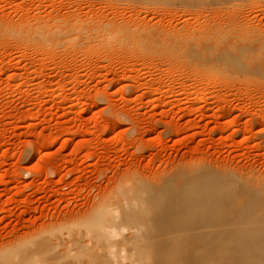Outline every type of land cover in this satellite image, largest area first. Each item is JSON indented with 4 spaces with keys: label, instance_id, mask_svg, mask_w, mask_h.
Instances as JSON below:
<instances>
[{
    "label": "rangeland",
    "instance_id": "374dc122",
    "mask_svg": "<svg viewBox=\"0 0 264 264\" xmlns=\"http://www.w3.org/2000/svg\"><path fill=\"white\" fill-rule=\"evenodd\" d=\"M189 177L200 196L176 192ZM220 178L243 196L224 229L205 208ZM131 184L179 217L158 261L225 264L222 240L226 264H264V0H0V243L18 244L0 264ZM157 206L135 223L157 226ZM48 255L26 264L81 259Z\"/></svg>",
    "mask_w": 264,
    "mask_h": 264
},
{
    "label": "bare ground",
    "instance_id": "6f19581e",
    "mask_svg": "<svg viewBox=\"0 0 264 264\" xmlns=\"http://www.w3.org/2000/svg\"><path fill=\"white\" fill-rule=\"evenodd\" d=\"M227 183L225 178L217 179L216 181L209 182V190L207 192V201L205 208L210 217L220 220L217 224V228L224 229L228 227L222 224L225 214L228 212L227 208L236 209L239 207V203L242 201L243 196L240 192L229 193L226 188ZM176 192H182L184 195L200 196L202 188H199L196 179L186 178L179 188H176ZM260 193L261 190H255ZM132 192V193H131ZM145 189L140 190L139 187L132 186V184L118 194L123 200L115 202L113 196L103 195L98 200L93 201L89 206L81 212L73 214L70 219H76L80 223V227L75 232H69L64 237H57L55 239L39 240L37 238L38 232H51L54 226L58 224L47 221L45 226L39 230L32 231V248H28L22 244L20 256V262L26 264V261L31 260L38 254H44L49 252L48 258H62L64 255H70L72 251H75L77 255L81 256L78 263L75 264H143V262L149 259L153 260L150 264H166L158 261L155 258V251L153 245L159 240H167L169 236L168 222H174L175 219H179L176 214H172L173 204L166 201L165 193H160L152 197L143 196ZM212 199L219 201L217 204L212 202ZM159 202H156V201ZM126 203V205H125ZM159 204V207L157 206ZM120 206L127 207L125 211L118 212ZM157 206L158 223L157 226L142 219L140 223H135L134 218L136 216H143L147 211ZM137 207V212L133 208ZM116 209V210H115ZM116 213H120V219L115 220ZM149 224L150 227L145 231H134L124 234L122 229L124 227L138 228L142 225ZM203 230L211 228L205 222L201 225ZM210 230V229H209ZM120 236V237H118ZM28 238V237H27ZM226 259L230 254L226 250V246L222 244V240H218ZM237 245L242 249L247 250L250 247V243H247L243 236L236 238ZM18 244L13 243H0V251L5 248L17 249ZM246 264L249 263V258L245 257Z\"/></svg>",
    "mask_w": 264,
    "mask_h": 264
}]
</instances>
